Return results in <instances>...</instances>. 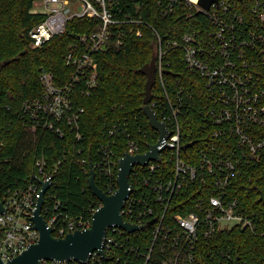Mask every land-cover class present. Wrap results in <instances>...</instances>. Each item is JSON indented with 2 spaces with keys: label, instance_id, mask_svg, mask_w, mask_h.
<instances>
[{
  "label": "built area",
  "instance_id": "2783aa9c",
  "mask_svg": "<svg viewBox=\"0 0 264 264\" xmlns=\"http://www.w3.org/2000/svg\"><path fill=\"white\" fill-rule=\"evenodd\" d=\"M154 1L162 16L178 9L199 15L179 37L164 40L139 13L140 5L131 7L120 0H42L45 17L28 32L30 45L40 47L64 33L74 17L89 16L96 24V29L79 34L78 42L65 54L66 63L74 68L68 80L57 84L53 72L41 69L44 93L25 100L20 110L30 134L36 136L40 130L64 137L71 130L82 140L85 108L76 103V88L79 85L82 94L88 95L98 87L100 53L106 45L111 40L121 44L126 31L142 36L144 26L152 27L158 37L155 84L159 83L161 94L153 96L150 105L170 132L160 159L136 162L130 174L134 181L130 179L131 191L122 214L142 228L107 227L104 254L96 249L86 262L42 258L41 264H135L137 260L143 264H203L204 253L212 252L209 244L216 232L236 226L257 230L258 213L244 209L233 184L238 176L249 175L251 166L264 167V135L258 129L264 127V0H216L208 9L200 0ZM176 48L182 51L186 67L197 75L195 81L169 78L174 71L165 56ZM154 130L159 139L160 132ZM108 132L123 137L124 154L118 157L115 150L121 141L110 140L99 144L96 162L91 158L106 183L104 191L113 194L118 189L120 159L128 152H146L149 146L142 151L143 137L138 133L146 136L148 132L137 118L133 125L127 118L117 119ZM193 135L197 139H189ZM60 163L53 166L39 157L22 182L4 187L0 194V206H4L0 257L4 260L39 240L41 233L33 216L44 182L49 185L42 214L54 235L91 227L93 213L102 202L90 208V216L65 214L53 193ZM82 163L90 171V155ZM218 253L219 246V264H235L231 253Z\"/></svg>",
  "mask_w": 264,
  "mask_h": 264
},
{
  "label": "trees",
  "instance_id": "16d2710c",
  "mask_svg": "<svg viewBox=\"0 0 264 264\" xmlns=\"http://www.w3.org/2000/svg\"><path fill=\"white\" fill-rule=\"evenodd\" d=\"M126 1L131 3V7L141 6L139 13L164 40L179 37L199 15L178 9L162 16L154 0H120L124 5ZM34 2L0 0V194L4 187L22 182L35 159L45 157L53 166L61 160L53 188L54 198L61 201L64 213L70 217L90 216V208L97 206L100 200L89 187L91 173L85 169L88 166L82 163V159L91 155L96 162L99 144L110 140L121 141L122 145L115 146V150L118 157L124 154L123 137H113L108 132L112 122L127 118L133 125L136 118L139 119L143 130L148 132L146 136L137 132L143 137L142 151L158 141V133L144 112L147 77L141 71L155 56L158 37L152 27L144 26L142 36L126 31L121 44L111 40L100 53V84L88 95L82 94L79 85L75 91L76 103L85 108L81 115L82 140H77L71 130L64 137L40 130L34 136L26 130L20 110L25 100L44 93L45 88L39 78L41 69L53 72L57 84L68 80L74 68L66 63L65 54L78 42L79 34L96 29L92 17H74L69 20L64 33L54 36L43 46L32 47L28 32L45 17V14L32 10ZM165 59L170 61V68L174 71V75L169 76L171 80L197 79V75L186 67L179 48L168 52ZM160 94L161 87L157 82L153 96L156 98ZM192 114L189 113L188 117L195 119ZM181 120L183 122V117ZM258 129L264 135V127ZM196 136L189 139H197ZM168 165L167 169L171 170L172 163ZM96 170V182L106 190V183L97 167ZM249 171V175H241L234 180L233 189L244 209L258 213L257 230L254 232L236 226L216 232L214 242L209 244L212 252L204 253L203 264H219L218 246L219 253L225 250L234 259L239 257L240 264H264V235L261 234L264 230V202L260 198L264 193V167L256 164ZM130 179L134 181L133 175ZM135 264L143 262L137 260Z\"/></svg>",
  "mask_w": 264,
  "mask_h": 264
},
{
  "label": "water",
  "instance_id": "95a60500",
  "mask_svg": "<svg viewBox=\"0 0 264 264\" xmlns=\"http://www.w3.org/2000/svg\"><path fill=\"white\" fill-rule=\"evenodd\" d=\"M216 0H200V4L206 9ZM5 62V64H7ZM1 66V65H0ZM141 71L146 75L144 112L149 118L150 125L160 132L157 143L150 144L149 149L144 153H126L119 162L118 189L113 194H108L96 182V170L90 155V177L89 187L93 194L98 197L102 205L93 213L92 225L85 229H76L68 232L64 236L54 235L53 227L50 226L42 214V206L45 202V190L49 183L44 182L41 196L38 199L37 207L34 212L33 220L40 231V238L36 243L28 246L18 255L4 260L0 257V264H41V259H55L59 261L77 260L86 262L90 258V253L96 249L104 254L102 246L106 235L107 227L119 225L129 231L141 229L142 226L126 221L122 209L125 200L131 191L130 174L133 164L136 162L145 164L149 160L160 159V151L167 146L163 143L164 139L170 134L167 124L161 121L151 107L150 102L153 98V87L156 82V58L152 57L150 63L145 64ZM193 142L183 146L186 149ZM162 145V146H161ZM264 202V193L261 194ZM4 210L3 204L0 212ZM235 264H240L239 257L235 259Z\"/></svg>",
  "mask_w": 264,
  "mask_h": 264
},
{
  "label": "rangeland",
  "instance_id": "374dc122",
  "mask_svg": "<svg viewBox=\"0 0 264 264\" xmlns=\"http://www.w3.org/2000/svg\"><path fill=\"white\" fill-rule=\"evenodd\" d=\"M32 10L38 13L46 12V7L44 5V2H42V0H35Z\"/></svg>",
  "mask_w": 264,
  "mask_h": 264
}]
</instances>
